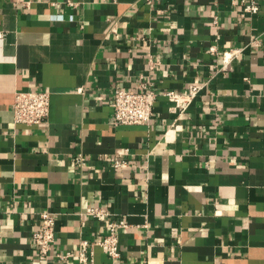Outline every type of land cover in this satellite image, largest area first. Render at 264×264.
I'll return each instance as SVG.
<instances>
[{
  "label": "crops",
  "instance_id": "crops-1",
  "mask_svg": "<svg viewBox=\"0 0 264 264\" xmlns=\"http://www.w3.org/2000/svg\"><path fill=\"white\" fill-rule=\"evenodd\" d=\"M241 1L0 0V264H85L81 241L93 264H264V0ZM144 88L149 123L111 125L114 90ZM192 88L173 112L164 94ZM33 91L46 123L13 124ZM97 206L119 224L116 260L83 215ZM44 212L47 258L31 240Z\"/></svg>",
  "mask_w": 264,
  "mask_h": 264
},
{
  "label": "built area",
  "instance_id": "built-area-1",
  "mask_svg": "<svg viewBox=\"0 0 264 264\" xmlns=\"http://www.w3.org/2000/svg\"><path fill=\"white\" fill-rule=\"evenodd\" d=\"M149 2L150 0H146ZM243 5L242 14L255 15L258 13V5L255 0L245 2L241 1ZM70 4V3H69ZM72 5V4H70ZM213 52V48H210ZM235 54L225 53V60L231 59ZM197 88H192L189 94H177L169 91L164 94L168 101L175 105L172 108L173 112L177 109L185 110L191 103L192 99L198 93ZM156 94L153 90L144 88L143 91L132 90H114L110 107L112 109L111 125L117 126H134L146 125L149 123L152 110L155 105ZM50 111V94L44 91L33 92H16L12 104V120L15 125L24 126H38L46 123ZM121 154L113 160V167L115 169H125L127 162ZM75 163L82 165V159H76ZM84 216L93 218L96 221H101L105 224V235L102 241L96 243L101 246L106 255L111 260L119 258L118 236L116 229L119 224L112 220L113 216L110 211L103 207L87 208ZM38 229L31 234V240L36 247L37 255L41 258H47L51 250V245L54 241L55 217L49 212L41 213L39 216ZM88 242L81 241L78 245L79 260L85 264H93L92 255L88 251ZM72 254L56 257L59 260L71 257Z\"/></svg>",
  "mask_w": 264,
  "mask_h": 264
}]
</instances>
